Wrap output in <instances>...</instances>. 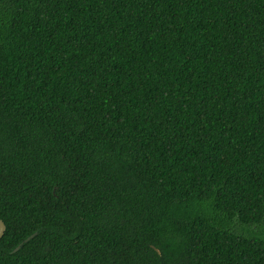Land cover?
I'll return each mask as SVG.
<instances>
[{
	"label": "trees",
	"instance_id": "16d2710c",
	"mask_svg": "<svg viewBox=\"0 0 264 264\" xmlns=\"http://www.w3.org/2000/svg\"><path fill=\"white\" fill-rule=\"evenodd\" d=\"M0 220V264H264V0H0Z\"/></svg>",
	"mask_w": 264,
	"mask_h": 264
},
{
	"label": "water",
	"instance_id": "95a60500",
	"mask_svg": "<svg viewBox=\"0 0 264 264\" xmlns=\"http://www.w3.org/2000/svg\"><path fill=\"white\" fill-rule=\"evenodd\" d=\"M4 232H5V225H4V223L0 220V239L2 238ZM33 237H34V235H31L30 237H28L27 239H25V240L23 241V243L28 242V241H29L31 238H33ZM20 246H21V245H19V246L15 249V251H17V250L20 248Z\"/></svg>",
	"mask_w": 264,
	"mask_h": 264
}]
</instances>
